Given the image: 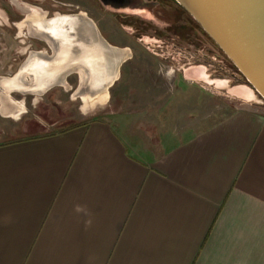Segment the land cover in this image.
Returning a JSON list of instances; mask_svg holds the SVG:
<instances>
[{
    "label": "crops",
    "instance_id": "crops-1",
    "mask_svg": "<svg viewBox=\"0 0 264 264\" xmlns=\"http://www.w3.org/2000/svg\"><path fill=\"white\" fill-rule=\"evenodd\" d=\"M229 93L196 131L102 111L0 142V264H264V112Z\"/></svg>",
    "mask_w": 264,
    "mask_h": 264
},
{
    "label": "rangeland",
    "instance_id": "rangeland-1",
    "mask_svg": "<svg viewBox=\"0 0 264 264\" xmlns=\"http://www.w3.org/2000/svg\"><path fill=\"white\" fill-rule=\"evenodd\" d=\"M30 10L33 11L34 8ZM86 10L88 17L92 19L97 28V23H99V26L105 29L106 36L100 33L108 43L128 48L130 56L132 53L138 56L137 60H140L135 65L136 68L129 66L128 62L122 63L120 76L108 89L106 98H81L77 95L75 93L79 83L77 73L67 76L66 83L54 86L40 94H22L18 91H11L5 96L0 92V142L20 137L24 133L40 134L59 130L68 125L71 120L82 122L99 115L102 111L132 113L135 118L153 116L154 129L157 131L170 129L178 131L189 126L196 131L213 124L235 109L240 99L235 95L229 97L227 89L238 85H241L240 88L249 94V104L264 112V101L255 90L248 86L245 78L233 66V63L232 71L235 77L226 73V85H217L207 90L201 88L199 93L195 94L194 104L187 103L186 98L173 96V81H176L179 75L169 71L172 67L170 62L149 51L148 47L153 48V51L157 50L154 45L144 40H136L133 36L129 37L120 25L123 23L121 19L113 15L116 12L107 8L102 9L91 0ZM10 12L16 17L13 21L7 19L0 5V15H2L0 17V77L14 75L31 50L40 49L51 53L46 43L33 37L30 27L19 20V17L25 13L21 14V11L15 7L11 8ZM112 30L115 31L114 34ZM33 32H35L34 29ZM116 41L118 44H113ZM128 46L133 47V51ZM215 52L231 66V60L218 47L215 48ZM131 61L134 65V60ZM148 64L152 67H148ZM215 72L217 76H222L218 69ZM177 94L180 93L177 92ZM15 109L21 112L17 121L6 117L15 116L13 114Z\"/></svg>",
    "mask_w": 264,
    "mask_h": 264
},
{
    "label": "water",
    "instance_id": "water-1",
    "mask_svg": "<svg viewBox=\"0 0 264 264\" xmlns=\"http://www.w3.org/2000/svg\"><path fill=\"white\" fill-rule=\"evenodd\" d=\"M107 9L108 0H100ZM182 6L216 43L264 101V0H173ZM110 2V0H109ZM26 25L32 29L26 9ZM24 13V12H23ZM44 15V12H41ZM45 18V17H44ZM25 19V20H26ZM46 24L33 29L51 50H31L12 76L0 80L17 83L10 89L22 94H40L66 83L71 73L79 77L76 94L81 98L107 97L119 78L122 63L130 57L128 48L108 43L85 12L55 13ZM83 23L92 36L85 38L77 25ZM5 95L3 92H1ZM245 100H250L244 90ZM6 96V95H5Z\"/></svg>",
    "mask_w": 264,
    "mask_h": 264
},
{
    "label": "flooded vegetation",
    "instance_id": "flooded-vegetation-1",
    "mask_svg": "<svg viewBox=\"0 0 264 264\" xmlns=\"http://www.w3.org/2000/svg\"><path fill=\"white\" fill-rule=\"evenodd\" d=\"M88 2L89 0H0V5L4 9L7 19H12V21L16 17L11 14V8L15 7L19 9L21 14H23L22 12L25 13L27 11L26 9H37L40 14L34 12V15L30 16L32 19L30 23L34 25V20H44L45 18L53 16L55 13L85 12L88 14L86 10ZM91 2H95L102 9H106L105 5L100 0H91ZM108 3V6L116 9L114 11L116 13L113 15L121 19L123 23H120V25L125 29L128 36H133L136 40H144L154 45L157 50L153 51V48L148 47L149 51L152 52L153 55L159 56L165 61L170 62L172 67L169 71L180 74L181 76L186 75L199 78L201 79L199 83L208 89L217 85H226V73H230L232 77H235V73L232 71L234 66L232 61L230 66L218 56L215 52V48L218 47L216 43L204 32L198 22L175 1L110 0L109 2L108 0ZM83 9L85 11H82ZM41 12H44V15H42ZM1 16L2 15H0V17ZM25 19V14L19 17V20L24 23L28 21ZM97 25L100 32L105 35V29L101 28L99 23H97ZM111 32L113 34L115 33L114 30ZM31 34H34L32 29ZM35 38L38 37L35 36ZM108 40L112 42L111 39ZM34 41L40 45L38 41ZM113 44L117 45L118 43L116 41L113 42ZM130 49L132 50L133 47ZM159 50H161V52H159ZM137 59L138 56L132 53L123 64L128 62L129 66L135 69V65L140 60ZM131 60H134V65ZM150 65L151 64H148V67H152ZM216 69L220 71L222 76H217L215 72ZM130 73L132 72L130 71ZM226 87L228 88V86ZM240 87L241 85L229 87L227 90L228 92L229 90H234V92L239 93L241 92ZM228 95H230V93ZM229 97H233V95Z\"/></svg>",
    "mask_w": 264,
    "mask_h": 264
},
{
    "label": "bare ground",
    "instance_id": "bare-ground-1",
    "mask_svg": "<svg viewBox=\"0 0 264 264\" xmlns=\"http://www.w3.org/2000/svg\"><path fill=\"white\" fill-rule=\"evenodd\" d=\"M34 15V14H33ZM36 16V15H35ZM33 17V16H32ZM32 20V19H31ZM37 20V21H36ZM36 20H34L35 22H34V27H36V28H38V27H40V26H42L43 24H46V21H45V19L43 20H40V19H36ZM32 24V23H31ZM33 26H32V31H33ZM77 27H78V30H79V32H80V34L81 35H83L85 38H90L91 36H92V34H91V32L89 31V29H88V27H86V25L85 24H83V23H79L78 25H77ZM38 31V30H37ZM34 33H36L37 34V32L35 31ZM2 83V85H3V88H4V91L5 92H10V89H12L13 87H17V83H15V82H10V81H8V80H0ZM100 98V97H99ZM98 98V99H99Z\"/></svg>",
    "mask_w": 264,
    "mask_h": 264
},
{
    "label": "trees",
    "instance_id": "trees-1",
    "mask_svg": "<svg viewBox=\"0 0 264 264\" xmlns=\"http://www.w3.org/2000/svg\"><path fill=\"white\" fill-rule=\"evenodd\" d=\"M76 123H78V122H75L74 120H71L70 123H69L68 125H66V126L63 127V128H60V129H64V128H67V127L73 126V125H75ZM60 129H59V130H60Z\"/></svg>",
    "mask_w": 264,
    "mask_h": 264
}]
</instances>
